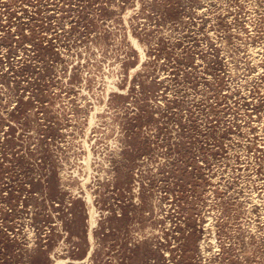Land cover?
I'll return each mask as SVG.
<instances>
[{"label": "rangeland", "instance_id": "obj_1", "mask_svg": "<svg viewBox=\"0 0 264 264\" xmlns=\"http://www.w3.org/2000/svg\"><path fill=\"white\" fill-rule=\"evenodd\" d=\"M58 261L264 264V0H0V264Z\"/></svg>", "mask_w": 264, "mask_h": 264}, {"label": "bare ground", "instance_id": "obj_2", "mask_svg": "<svg viewBox=\"0 0 264 264\" xmlns=\"http://www.w3.org/2000/svg\"><path fill=\"white\" fill-rule=\"evenodd\" d=\"M94 224H95V218H94V215H93V211H91L90 228H92ZM62 263H63L62 261H58L55 264H62Z\"/></svg>", "mask_w": 264, "mask_h": 264}]
</instances>
